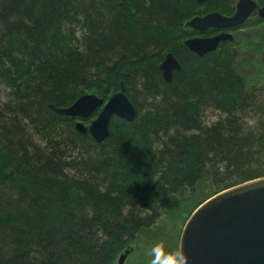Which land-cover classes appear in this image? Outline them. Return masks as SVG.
<instances>
[{
    "label": "trees",
    "instance_id": "trees-1",
    "mask_svg": "<svg viewBox=\"0 0 264 264\" xmlns=\"http://www.w3.org/2000/svg\"><path fill=\"white\" fill-rule=\"evenodd\" d=\"M237 1L0 0V264H117L131 249L149 264L204 201L264 177V99L238 39L201 58L183 45L201 35L189 20ZM120 82L136 115L112 117L102 143L48 108L106 103Z\"/></svg>",
    "mask_w": 264,
    "mask_h": 264
},
{
    "label": "water",
    "instance_id": "water-1",
    "mask_svg": "<svg viewBox=\"0 0 264 264\" xmlns=\"http://www.w3.org/2000/svg\"><path fill=\"white\" fill-rule=\"evenodd\" d=\"M204 5L211 0H194ZM255 14L264 21V4L259 7L252 0H238L234 13L222 16L209 13L194 17L185 26L203 34L208 30L219 32L210 37L187 39L183 45L197 57L214 52L220 43L231 42V31L241 28ZM163 82L170 83L173 73L180 64L171 53H167L159 65ZM48 108L59 116L76 120L74 129L81 135L89 134L102 143L109 136L112 117L131 122L135 109L124 94L123 83L119 91L110 96L106 103L102 99L86 94L78 97L67 108ZM98 115L88 126L81 121ZM186 264H264V177L247 181L225 189L199 205L184 223L178 241ZM128 251L117 259L123 264Z\"/></svg>",
    "mask_w": 264,
    "mask_h": 264
},
{
    "label": "rangeland",
    "instance_id": "rangeland-1",
    "mask_svg": "<svg viewBox=\"0 0 264 264\" xmlns=\"http://www.w3.org/2000/svg\"><path fill=\"white\" fill-rule=\"evenodd\" d=\"M251 22L249 25L232 31L233 37L238 39V42H232L230 48L238 62V67H241L242 73L250 77V85L257 89L259 98L264 99V21H259L257 25H253ZM211 34H201L196 37H210ZM244 36L246 39L239 40L240 37ZM95 119V118H94ZM84 126L87 124L81 121ZM181 232V231H180ZM180 236V234H179ZM175 237V236H174ZM174 237L171 240L169 249L172 248L174 251L177 247L178 241H174ZM175 246V247H174ZM148 250V249H147ZM145 250L144 256L147 258L149 255V250ZM150 256V255H149ZM123 264H145L143 258L138 255V252L131 249L130 253L127 255Z\"/></svg>",
    "mask_w": 264,
    "mask_h": 264
},
{
    "label": "clouds",
    "instance_id": "clouds-1",
    "mask_svg": "<svg viewBox=\"0 0 264 264\" xmlns=\"http://www.w3.org/2000/svg\"><path fill=\"white\" fill-rule=\"evenodd\" d=\"M149 264H186L180 250L167 251L162 242H156L150 247Z\"/></svg>",
    "mask_w": 264,
    "mask_h": 264
},
{
    "label": "flooded vegetation",
    "instance_id": "flooded-vegetation-1",
    "mask_svg": "<svg viewBox=\"0 0 264 264\" xmlns=\"http://www.w3.org/2000/svg\"><path fill=\"white\" fill-rule=\"evenodd\" d=\"M259 7H261V6H259ZM219 32H217V31H214L213 33H211V36H214V35H216V34H218ZM130 251L131 250H129L128 252L130 253Z\"/></svg>",
    "mask_w": 264,
    "mask_h": 264
}]
</instances>
